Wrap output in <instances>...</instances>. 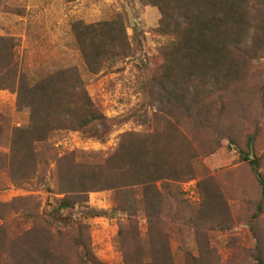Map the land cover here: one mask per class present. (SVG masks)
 <instances>
[{"label":"trees","instance_id":"trees-1","mask_svg":"<svg viewBox=\"0 0 264 264\" xmlns=\"http://www.w3.org/2000/svg\"><path fill=\"white\" fill-rule=\"evenodd\" d=\"M138 1L159 11L154 33L169 39L143 64L142 107L157 112L150 131L121 134L109 154H60L54 140L75 132L105 142L112 128L137 120L139 110L108 118L77 67L31 85L21 69L17 38L0 36V90L16 94L18 109L30 114L27 127L12 131L9 151L0 153V171L19 189L36 185L50 195L43 212L35 198L0 206V264H104L88 223L98 217L127 218L117 236L123 264H219L210 236L232 229L227 196L235 198L239 190L210 176L204 159L226 140L230 149L237 147L260 189L253 217L263 211L264 176L256 168L262 167L257 145L264 140V73L255 67L264 62V0ZM127 29L123 14L72 24L89 76L136 57ZM198 178L200 202L192 204L182 185ZM237 183L246 189L243 180ZM108 191L115 208H91L90 195ZM14 212L29 228L18 223L13 231ZM188 237L196 253L187 248ZM250 259L264 264V251L256 249Z\"/></svg>","mask_w":264,"mask_h":264},{"label":"rangeland","instance_id":"rangeland-1","mask_svg":"<svg viewBox=\"0 0 264 264\" xmlns=\"http://www.w3.org/2000/svg\"><path fill=\"white\" fill-rule=\"evenodd\" d=\"M116 14L127 17V31L136 45V57L91 77L77 50L72 24L77 21L98 23ZM160 18L157 9L138 0H0V36L17 38L21 69L27 74L31 85L37 84L47 74L77 67L89 79V94L108 118L126 117L139 110L137 120L112 128L105 142L85 139L75 132L58 134L54 144L60 154L74 150L109 154L117 147L121 134L151 130L152 118L157 110L151 106L142 107L145 98L141 86L146 78L143 64L147 63V57L158 55L160 48L169 42L168 38L154 33ZM256 68L264 73V62L256 64ZM29 119V111L18 109L16 94L0 90V153L9 151L7 146L12 131L27 127ZM261 127L264 133V120ZM230 143L226 140L221 149L204 159L210 176L232 190H239L235 198L227 196L233 217L232 229L212 233L210 244L219 264H256L250 256L258 248L264 251V209L253 217L261 192L253 180L248 163L241 161L235 145L229 148ZM257 146L262 167H257L256 173L264 176V140ZM254 154L252 149L251 160L255 159ZM240 180L247 184L242 191L237 183ZM199 181L200 178L182 185L186 198L192 204L200 202ZM17 198H35L34 203L40 205L43 212L50 195L43 187L40 189L36 185L28 190L19 189L5 172L0 171V206ZM89 205L98 211L112 210L116 206L114 193H93ZM18 216L15 212L9 215L13 231L18 223L24 229L29 228ZM126 219L98 217L88 220L95 254L104 264H123V257L117 249V236L120 224ZM1 225L3 221L0 218ZM186 246L196 253L193 237L186 239Z\"/></svg>","mask_w":264,"mask_h":264}]
</instances>
